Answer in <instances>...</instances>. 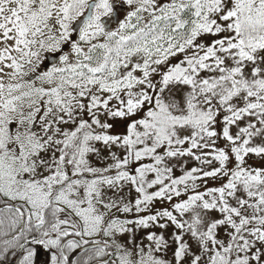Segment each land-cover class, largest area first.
<instances>
[{
	"label": "snow or ice",
	"instance_id": "6c2138e0",
	"mask_svg": "<svg viewBox=\"0 0 264 264\" xmlns=\"http://www.w3.org/2000/svg\"><path fill=\"white\" fill-rule=\"evenodd\" d=\"M36 246L264 264V0H0V262Z\"/></svg>",
	"mask_w": 264,
	"mask_h": 264
},
{
	"label": "rangeland",
	"instance_id": "374dc122",
	"mask_svg": "<svg viewBox=\"0 0 264 264\" xmlns=\"http://www.w3.org/2000/svg\"><path fill=\"white\" fill-rule=\"evenodd\" d=\"M217 143L220 144V145L222 146V144H221L220 141H218ZM145 162H147V161H145ZM249 163H251V164H253V165H256V166H259L262 162H261L258 158L253 157V158L249 159ZM188 166H190V167H191V166H198V163L195 162V161L189 160V161H188ZM175 174H176V175H180V174H182V173H181V170H180L179 167H177V168L175 169ZM210 184H211V182H210ZM133 195H135V194L133 193ZM156 204H157L158 207L161 206V202H160V201H157ZM163 204L166 205L167 202L165 201V202H163ZM138 236H140L141 239L143 238V236H142L141 233H138ZM169 238H170V237H169ZM145 243H147L146 240H145ZM169 256H170V253H169Z\"/></svg>",
	"mask_w": 264,
	"mask_h": 264
},
{
	"label": "flooded vegetation",
	"instance_id": "af4514ba",
	"mask_svg": "<svg viewBox=\"0 0 264 264\" xmlns=\"http://www.w3.org/2000/svg\"><path fill=\"white\" fill-rule=\"evenodd\" d=\"M70 255H72V254H70ZM38 256H39L41 262L44 261L45 264H50V252L48 249H45L43 246H40L38 249ZM72 258H73V255H72ZM16 260H17V258L15 259V262H16Z\"/></svg>",
	"mask_w": 264,
	"mask_h": 264
},
{
	"label": "trees",
	"instance_id": "16d2710c",
	"mask_svg": "<svg viewBox=\"0 0 264 264\" xmlns=\"http://www.w3.org/2000/svg\"><path fill=\"white\" fill-rule=\"evenodd\" d=\"M40 246H36L37 248V255L35 257V264H45L44 261L41 262L40 258L38 256V249ZM77 257L75 255H73V259H76ZM16 257L12 256L11 254L7 255L6 259L4 261H2V264H16L15 262Z\"/></svg>",
	"mask_w": 264,
	"mask_h": 264
},
{
	"label": "bare ground",
	"instance_id": "6f19581e",
	"mask_svg": "<svg viewBox=\"0 0 264 264\" xmlns=\"http://www.w3.org/2000/svg\"><path fill=\"white\" fill-rule=\"evenodd\" d=\"M0 264H2V262H0Z\"/></svg>",
	"mask_w": 264,
	"mask_h": 264
}]
</instances>
